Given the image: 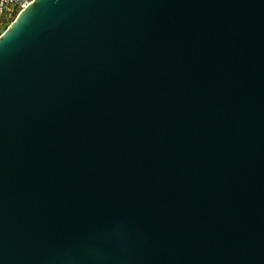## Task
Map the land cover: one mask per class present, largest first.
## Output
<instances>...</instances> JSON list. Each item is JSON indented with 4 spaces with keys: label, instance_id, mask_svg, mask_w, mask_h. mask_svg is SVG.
Wrapping results in <instances>:
<instances>
[{
    "label": "water",
    "instance_id": "obj_1",
    "mask_svg": "<svg viewBox=\"0 0 264 264\" xmlns=\"http://www.w3.org/2000/svg\"><path fill=\"white\" fill-rule=\"evenodd\" d=\"M0 264H264V0H34L0 36Z\"/></svg>",
    "mask_w": 264,
    "mask_h": 264
},
{
    "label": "built area",
    "instance_id": "obj_2",
    "mask_svg": "<svg viewBox=\"0 0 264 264\" xmlns=\"http://www.w3.org/2000/svg\"><path fill=\"white\" fill-rule=\"evenodd\" d=\"M34 0H0V36Z\"/></svg>",
    "mask_w": 264,
    "mask_h": 264
}]
</instances>
